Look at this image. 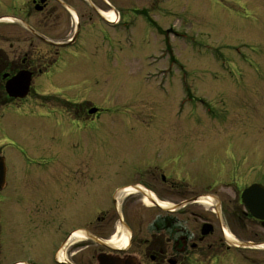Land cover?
I'll list each match as a JSON object with an SVG mask.
<instances>
[{
	"label": "rangeland",
	"instance_id": "obj_1",
	"mask_svg": "<svg viewBox=\"0 0 264 264\" xmlns=\"http://www.w3.org/2000/svg\"><path fill=\"white\" fill-rule=\"evenodd\" d=\"M132 2L121 0L120 4L128 7ZM158 11L151 15L153 21L145 12L140 16L134 10L124 11L117 28L99 20L90 30L80 31L77 50L82 53L33 80L38 96L96 108L100 116L93 122L72 124L65 115L69 112L74 118L79 106H62L54 99L52 104L64 107L58 110L69 124L61 126L63 120L57 121L59 114L52 106L42 108L29 98L0 110V149L17 177L27 175L51 184L52 171L67 169L73 189L69 196L82 192L90 196L83 205L69 203L66 220L52 221L51 214L61 204L38 202L28 209L37 230L24 228L20 242L12 234L8 250L1 251L0 264L26 258L29 264H54V254L70 230L83 228L77 221H92L99 209L111 214L113 193L126 186L127 178L145 163L168 166L165 174L176 189L185 192L186 200L216 194L224 201L218 211L214 208L222 227L241 244H264V230L246 219L239 198L244 187L264 185V0H162ZM187 92L193 95L189 101ZM172 154H180L181 166L164 161ZM111 165H118L117 174L106 172ZM101 195L103 201L94 199ZM125 196L119 206L132 203ZM160 196L170 205L183 202L171 194ZM133 199L130 220L136 229L142 224V237L151 218L165 212L144 208L138 195ZM224 206L235 215L229 218L230 209L223 211ZM186 209L205 215L201 220L184 217L189 220L187 229L198 230L200 236L208 220L218 243L215 258L197 263L264 262V248L233 249L221 235L211 209L200 205ZM114 225V231L108 228L113 234L109 231L96 238L107 240L122 230ZM59 226L69 230L59 231ZM41 240L48 245L44 258L38 252ZM93 245L92 264L95 255L108 252ZM80 246L65 250L70 264L81 254L70 257ZM82 254L88 258L87 251Z\"/></svg>",
	"mask_w": 264,
	"mask_h": 264
},
{
	"label": "flooded vegetation",
	"instance_id": "obj_2",
	"mask_svg": "<svg viewBox=\"0 0 264 264\" xmlns=\"http://www.w3.org/2000/svg\"><path fill=\"white\" fill-rule=\"evenodd\" d=\"M120 1L121 0H0V110L8 101V97L5 93V83L10 78L18 73H25L30 74L34 80L55 69L56 65L68 51L67 48L57 47L56 44L66 45L69 40L73 38L74 14L78 18L80 25L78 30L79 36L82 25L90 23L92 26L99 22L101 19L98 16L99 11H112L113 13L119 14L120 19L124 11L130 12L134 10L135 13L140 16L145 12L147 14V19L149 18V21H153L154 19L151 15L154 10L157 11L156 13H160L158 9L162 6V0H137L144 3V6L141 7H137L134 2L136 0H132L133 2L128 7L122 6ZM156 30L159 31L158 28ZM58 102H60L62 106L67 105L61 101ZM12 103L15 104L13 101ZM81 105H87V107L85 108ZM62 106L59 107L64 108ZM78 106L80 111L75 113V117L73 118L71 114L67 117L72 124L88 125L100 116L99 111H96L93 115L89 114V111L94 108L89 104H79ZM57 113L59 114V121L62 122L63 120L61 126L69 124L66 119H64L65 117L62 116L64 112L59 111ZM163 159L167 164H172L175 168L181 166V164H179L181 161L180 154H172ZM5 165L6 169L4 174L0 176V256L2 250L4 254L8 250L5 248L12 234L15 233L19 239L22 231L28 230L33 233L37 230V222L32 216V211L31 213L28 211L31 207L34 208L36 203L52 204L53 202L57 205L61 204V208L51 214L52 221L55 222L56 219L66 220L70 217L69 213H67L69 203L79 202L83 205L90 197L87 191V193L82 192L80 196H73L72 198L69 196L72 194L73 189L72 185L68 183V178H70V176L67 169L52 171V181L50 184L48 182L38 183L27 175L17 177L14 171L7 166L6 160ZM117 166H108L109 170L106 172L108 174H117L118 172L115 171L117 170ZM166 167L165 165L145 163L137 167L134 174L127 178L128 184L118 190L135 187L142 193L153 194L159 198H161L160 194H171L174 198L184 202L186 200L184 199L185 192L176 189L172 178L166 175L165 170H163ZM113 195L111 198V214L109 210L99 209L98 212L93 215L92 221H77L81 210V208H79L75 221L83 228L70 230L67 236L76 230H81L85 236L96 238L104 233H108L110 231L108 229L110 226L114 231V222L119 224V219L122 218L124 224L131 233L130 248L127 253L122 255H134L138 258L140 264H190L188 262L189 259L191 263H197L201 259L217 256L218 251L216 248L218 243H215L216 238L213 237V234L211 235L212 237H208L209 240H207V238L198 235V230H190L186 227L189 220L184 217L193 215L201 220L205 218L204 214L190 212L186 209L187 207H184L175 212L156 215L151 218L150 224L147 225L145 229L146 235L139 237L142 233L140 228L142 224L140 223L139 229H136L135 224L130 220L133 213L131 205L134 201V197L128 195L126 198L132 200V203L129 202L126 207H124V205L120 206L117 210L115 207L117 200ZM94 199L103 201L102 195ZM220 203L224 204L221 198ZM181 211H183V213H180ZM233 215H235V213L232 214V217ZM244 215L246 219H251L245 213ZM29 216L30 218H28ZM206 221L207 222H201H205L204 224H211L208 220ZM254 222L261 227V223ZM218 228L220 230V225ZM60 230L66 231L69 230V228L62 229L59 226V231ZM112 232L110 231L109 235L113 234ZM17 242H20V239ZM39 244L40 248L38 252L45 253L48 251L47 242L42 241ZM93 244L92 240L86 239V241L81 244L82 246L79 247V250L71 254V257L75 259V257L81 253L78 259L75 261L73 259L72 261H74L75 264H92V262H90V257L94 251ZM102 249L106 248L102 247ZM132 249L133 251L135 249L138 251L133 254L129 253ZM85 251L88 253V258L86 255L82 254ZM230 251V248L227 247L224 253L228 255ZM116 254L118 253L116 252ZM192 258L198 259L193 261ZM27 260L28 258L24 261L13 262L12 264H26V262L29 264ZM245 260L248 261L247 259ZM31 263L30 261V264ZM259 264H264V262H260Z\"/></svg>",
	"mask_w": 264,
	"mask_h": 264
},
{
	"label": "water",
	"instance_id": "obj_3",
	"mask_svg": "<svg viewBox=\"0 0 264 264\" xmlns=\"http://www.w3.org/2000/svg\"><path fill=\"white\" fill-rule=\"evenodd\" d=\"M30 81V75L20 73L6 83V93L10 98L23 99L28 93ZM3 167L4 165L0 159V171ZM241 201L253 218L264 221V187L253 185L247 188L241 195ZM211 232L212 228L209 225H204L202 235L207 236ZM98 262L99 264H137L133 259L119 261L104 256H100Z\"/></svg>",
	"mask_w": 264,
	"mask_h": 264
},
{
	"label": "bare ground",
	"instance_id": "obj_4",
	"mask_svg": "<svg viewBox=\"0 0 264 264\" xmlns=\"http://www.w3.org/2000/svg\"><path fill=\"white\" fill-rule=\"evenodd\" d=\"M105 18H114V16H113L112 12H109L108 14L105 15ZM130 191H132V190H130ZM157 203L161 207H163V208H165V207L167 208V206H169L167 203H163V202H160V201H157ZM198 203L200 205L204 206V207H207V208L211 206V200L209 201L208 199H206L204 197H200ZM143 204L146 207H150L151 202H150V197L148 195L147 196H144ZM120 235H122L121 234V231H120V229H117L116 234L113 235L109 239V241L107 242V244L109 246L114 247V248H119V247L120 248H124L127 245V238H128V236H127V234H124L123 233V235H122L123 237L120 238L119 237ZM224 236L227 239V241L229 243H231L232 245H240V242H238L236 239H234V237L231 235V233L227 229H224ZM84 237H85L84 233L77 232V233L74 234V238H72V240L75 239V238L82 239ZM261 247L264 248V245H262ZM62 255H64V254L62 253Z\"/></svg>",
	"mask_w": 264,
	"mask_h": 264
},
{
	"label": "trees",
	"instance_id": "obj_5",
	"mask_svg": "<svg viewBox=\"0 0 264 264\" xmlns=\"http://www.w3.org/2000/svg\"><path fill=\"white\" fill-rule=\"evenodd\" d=\"M39 100L41 101V103H48L50 101L49 98H44V99L39 98Z\"/></svg>",
	"mask_w": 264,
	"mask_h": 264
}]
</instances>
